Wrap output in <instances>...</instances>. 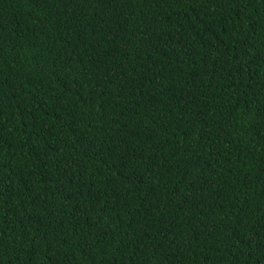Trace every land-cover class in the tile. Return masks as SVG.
Masks as SVG:
<instances>
[{
    "label": "trees",
    "instance_id": "obj_1",
    "mask_svg": "<svg viewBox=\"0 0 264 264\" xmlns=\"http://www.w3.org/2000/svg\"><path fill=\"white\" fill-rule=\"evenodd\" d=\"M0 264H264V0H0Z\"/></svg>",
    "mask_w": 264,
    "mask_h": 264
}]
</instances>
